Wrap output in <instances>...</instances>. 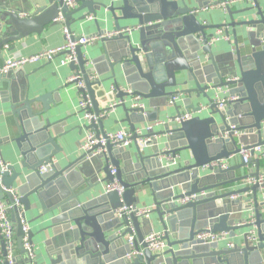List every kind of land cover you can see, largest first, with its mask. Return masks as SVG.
I'll use <instances>...</instances> for the list:
<instances>
[{
    "label": "water",
    "instance_id": "95a60500",
    "mask_svg": "<svg viewBox=\"0 0 264 264\" xmlns=\"http://www.w3.org/2000/svg\"><path fill=\"white\" fill-rule=\"evenodd\" d=\"M21 1L0 4V49L4 40L39 35L59 23L70 31L72 25L82 27L89 16L95 26L92 36L117 33L101 38L91 58L76 48L77 62L69 69L81 78L65 87L83 83L75 91L89 101L88 112L97 118L84 125L95 131L96 139L105 135L111 113L100 105L110 96L122 102L115 110L124 115L121 123L132 134L134 151L96 145L94 150H103L96 157L82 153L63 161L65 153L57 140L66 135L65 120L55 115L64 101L63 88L32 98L26 94L12 105V123L5 130L14 136L6 139L19 155L7 165L1 182L6 190L16 188L19 197L21 208L10 214L17 251L27 259L17 215L22 212L25 218V213L36 211L33 220L46 223L38 234L50 231L43 242L44 264H263L264 200L259 197L264 183L245 184L248 178L264 175L259 170L261 160L252 151L261 147L264 153V10L259 3L241 11H232L234 6L216 9L224 14V22L212 26L202 16L211 18L208 10L229 0H73L71 8L64 0H42L24 17ZM221 28L233 50L215 55V44H208L214 35L208 30ZM109 85L115 87L113 95L108 93ZM217 91L238 99L219 110L212 103ZM133 96L142 98L144 109L131 108ZM147 108L152 112L147 113ZM160 113L168 116L152 134H135ZM184 113L194 116L177 123L175 119ZM138 138H150L147 147L140 148ZM242 149L251 150L253 173L234 177L247 165L242 160L225 170L201 171L212 162L239 156ZM168 156L178 158L175 166L162 163ZM51 160L55 162L48 171L39 173ZM114 180L124 189L121 195L115 191L93 195L100 182ZM201 192L207 193L205 197L178 204ZM146 194L153 203L150 215L156 216L167 246L161 255L146 249L144 239L153 232L150 218L115 214L122 206L136 208ZM245 195L248 199L243 201ZM0 200L10 204L12 196L0 190ZM249 217L254 219L256 245L243 238L242 245L227 249L196 239L206 230L231 236L246 231L251 226L237 224ZM130 236H134L131 246ZM33 237L29 231L31 244Z\"/></svg>",
    "mask_w": 264,
    "mask_h": 264
},
{
    "label": "crops",
    "instance_id": "0c3cea01",
    "mask_svg": "<svg viewBox=\"0 0 264 264\" xmlns=\"http://www.w3.org/2000/svg\"><path fill=\"white\" fill-rule=\"evenodd\" d=\"M11 0H0V4L9 2ZM42 0H22L21 5V16H30L34 11V4ZM260 8L264 10V0L259 2ZM248 8L247 5L237 4L232 7V11H241ZM211 18H208L206 14L202 16V19H206L210 22V25H218L224 22V14L220 11H217L214 7H211L208 10V14ZM243 17V16H242ZM239 18V17H238ZM64 25L59 23L55 26L46 27L43 32L39 35L30 34L27 36H19L15 40L9 39L4 40V45L0 49V66L3 61L8 59L13 54H20L22 56H30L36 54L44 49L55 48L63 44L64 38L62 34V29ZM71 32L75 33L77 36L85 35L92 36L95 34V26L92 23V20H88L81 27L80 25H72ZM208 33L215 35L216 30L209 29ZM0 38L1 33H0ZM221 39V38H220ZM7 45V48L4 46ZM215 55H218L223 52H228L233 50V47L229 46L227 40L222 38L215 44ZM84 53L90 58L95 56L98 52L97 42L87 46L85 49H82ZM205 59V56H202L201 59ZM72 74V71L69 67H61L59 65V58L54 59L49 63L41 64H27L17 71H10L7 75L0 80V156L2 161L7 164H12L14 156L19 155L18 150L15 148L13 143L7 141L14 136L12 133L8 134L5 130L6 126L12 123V117L9 115V110L12 105L17 104L18 100H21L26 94L29 98L44 94L46 92L55 90L57 88H63L60 91L61 96L64 101L58 105L56 108V118L64 119L65 125L63 131L65 132V137H59L57 143L64 150L63 161L73 160L79 157L83 151L81 145L85 140V137L88 133L96 134L93 130H86L84 125L87 122L83 119L82 114L80 113L78 104L80 102V96L75 91L73 86H67V78ZM104 77H107L104 76ZM111 84V83H110ZM112 85H109V88ZM114 96H110L107 101L100 105V108L108 107V105L113 101ZM147 113H151L150 108L146 109ZM168 115L161 114L158 116L156 121L146 122L143 125H140V128H145L148 126H154L156 122L160 120H165ZM124 118V115L120 109H116L113 113H110L108 121L105 122V133L118 130H128L125 124L121 123V120ZM157 129V128H156ZM99 131V130H98ZM127 151L133 152L134 146L133 143L126 149ZM147 150V149H146ZM148 151V150H147ZM17 158V157H16ZM228 166H238L241 163V157H232L228 161ZM97 166H101L96 164ZM260 173H264V160L260 162ZM255 171V166L248 163L244 168H240L234 172V177H240L243 175H249ZM100 180L104 179L102 173L99 174ZM106 182H100L93 191V195H98L105 193L104 188ZM239 187V186H238ZM236 187V188H238ZM146 197L141 198L139 207L141 206H152L151 197L146 194ZM246 200V197H243V201ZM262 200V195L259 197V201ZM38 215L36 211H30L25 213V218L30 225V231L34 234L33 237V247L35 252V260L33 263L38 262V264H44L42 259H45L44 256V241L50 238V231L38 232L45 227L43 220L39 219L34 221L33 219ZM15 217V214H14ZM150 220L152 221V230L155 233H161V228L157 222L155 215H150ZM245 231H239L236 234L238 235L235 238V243L242 245L241 235ZM134 237V236H133ZM224 246V244H221ZM17 264H28V260L25 259L17 251Z\"/></svg>",
    "mask_w": 264,
    "mask_h": 264
},
{
    "label": "built area",
    "instance_id": "2783aa9c",
    "mask_svg": "<svg viewBox=\"0 0 264 264\" xmlns=\"http://www.w3.org/2000/svg\"><path fill=\"white\" fill-rule=\"evenodd\" d=\"M66 5L68 7H73L74 2L73 0H64ZM260 0H229L224 3H220L218 5L213 6L215 9L224 10L227 7L235 6L237 4H244L247 6H255L256 2H259ZM88 20H92V17H87ZM224 28H221L216 31V34L208 41L209 45L216 44L219 40L222 38H225L228 41V37L224 34ZM62 34L64 38V42L62 45L55 47V48H49L41 50L40 52L30 55V56H22L20 54H13L8 59L4 60L2 65L0 66V80H2L7 73L10 71H17L21 69L23 66L27 64H41V63H49L52 62L54 59L59 58V65L61 67H69L70 64H76L77 62V56H76V48L81 47L82 49L86 48L87 46L94 44L98 42L101 38H110L115 36L117 33H109L101 37L96 36H85V35H79L77 36L75 33L71 32L67 28L62 29ZM221 38V39H220ZM8 46L5 45L4 48H7ZM81 78L79 73L73 72L68 78H67V84H74V82L78 81ZM91 79H94L93 77ZM234 81H237V78L234 79ZM74 88L82 89L83 83L79 82L74 86ZM122 91L126 92L124 89H121ZM129 92V91H128ZM110 95H113L115 93V87L110 86L109 92ZM238 98L236 96H229L227 91H217L213 97L212 103L216 105V107L219 110H225L227 108L228 103L234 102ZM122 104V102H119L115 99L108 105L109 110L111 113L115 111V108ZM79 110L82 112L83 119L85 121H96L97 118H95L93 115H91L88 112V108L90 107V103L87 100H84L80 96V102L78 104ZM145 105L141 97L139 96H133L131 98V108L135 109H144ZM207 108L202 107V111L206 110ZM105 114V113H104ZM102 114L101 116H103ZM194 114L192 113H184L180 118L175 119L177 123L180 121H189L193 118ZM160 124L159 122L155 123L154 126H148L145 128H137L135 130V134L137 136H143V135H150L153 133L154 128L156 125ZM233 129V127H232ZM236 135H239V133H235ZM132 134L128 130H118V131H111L105 133L104 136H99L98 139H96L95 135L92 133H88L85 137L84 142L81 145V149L83 153H91V157H96L100 155L103 150L97 149L94 150L96 145H100L102 147L106 146V144H110L112 147L116 149H127L130 144H132L131 140ZM150 142V138H138L137 145L142 147H147L146 144ZM254 152L256 158L259 160H264V153L261 147H255L252 149ZM251 150L242 149L240 151L239 156L241 157V160L244 164H248L251 160L250 156ZM178 158H172L170 156L166 157L165 159L162 158V163L165 161L169 163V166H175L177 163ZM55 162V160H51L49 163L42 165L39 168V173H45L48 171L49 167ZM7 164L4 165L2 162V158L0 156V190L6 193L11 194L12 196V202L10 204H7L6 201L0 200V264H17V249H16V237H15V225L11 221L10 214L13 211L14 208H21L19 204V197L17 194L16 188H11L6 190L2 186L1 182V176L2 174L7 170ZM228 167V162L224 160L215 161L208 165H205L201 168V171H206L208 168H212V170L220 169L225 170ZM111 174H115V170H111ZM264 183V175L259 176L257 179L255 178H248L245 181L246 186H252L254 184H263ZM105 194L109 192H117L119 195H121L124 192L123 187H121L115 180L111 183H107L104 188ZM207 193L201 192L199 194H194L189 197H184L181 200H178L179 205H185L190 202L196 201L198 198L205 197ZM246 199H248L247 195H245ZM231 200H236L237 197H231ZM262 200H264V194H262ZM261 200V201H262ZM153 210L152 206H137L134 208L133 206L125 207L122 206L119 209L116 210L115 214L120 217L123 214H134L136 217L142 219H148L150 217L151 211ZM17 220L19 222V225L21 226V230L23 233V237L21 239L22 247L25 250L27 254V260L29 264H33L35 260V252L33 244L29 241L28 233L30 231V225L26 218L22 216V212H19L17 215ZM238 226H245L249 225L251 226L248 228L242 235V238H245V240L251 244L256 245L258 243V238L256 235V229L254 227V219L253 217H249V219H246L242 221L240 224H237ZM238 235L234 233L232 236L229 235V233H211L209 230H206L196 236V239L205 243V244H217L220 247H225L227 249L233 248L236 243L235 238H237ZM134 240L133 236H130L127 238L128 244L131 246L132 242ZM144 242L146 244V249L156 255H161L165 252L167 249L166 242L163 238L162 233H155L152 232L148 236L145 237ZM221 244H224L221 245ZM264 264V263H263Z\"/></svg>",
    "mask_w": 264,
    "mask_h": 264
}]
</instances>
